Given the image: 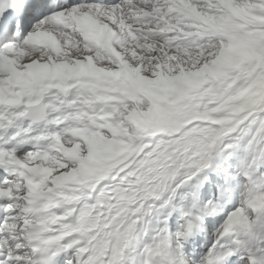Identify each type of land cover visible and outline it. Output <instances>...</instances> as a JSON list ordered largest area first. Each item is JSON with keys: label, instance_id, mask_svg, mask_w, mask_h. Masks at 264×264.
<instances>
[{"label": "rangeland", "instance_id": "374dc122", "mask_svg": "<svg viewBox=\"0 0 264 264\" xmlns=\"http://www.w3.org/2000/svg\"><path fill=\"white\" fill-rule=\"evenodd\" d=\"M181 1L188 5L193 14L182 9L178 0H123L121 5L127 8L128 14L115 21L121 40L110 46V49L117 50L112 53L86 51L84 48L74 52L70 41L61 42L59 38L57 40L63 46L60 48L55 44L58 47L53 49L55 56L46 47L40 49L41 53H35L42 54V57H37L44 64L38 63L36 58L34 60V56L23 55L20 59H14L16 57L10 53L0 52V72L1 59L11 56L12 63L20 68L30 66L32 69L35 67L36 71L47 62L57 65L68 62L72 67L66 71L73 72L71 78L74 79L75 73L80 72L79 64L84 68L88 64V69L95 73L92 76L78 75L74 83L76 91L70 95L62 92L66 100L62 99L60 93L57 94L59 99L54 98L55 93L49 95L46 103L50 107L52 127L60 124L59 121L56 123L57 116L63 118V123L51 134V139L39 135L45 134L44 131L37 134L38 140L55 144L52 151L44 152L46 160L41 162L35 159L38 153L32 144H29L32 149L26 154H18L16 159L26 170L25 174L35 173V184L38 182L36 188L29 186L27 179L16 170L11 171L14 176L4 183L5 188L2 186V189H11L12 200L8 201V211L0 225L1 237L8 247V250L4 249L5 242L0 238V264H11V261L25 264L30 253L24 238L25 229L30 225L43 228L48 235L46 251L60 247L67 251L64 247H68L79 232V229L73 228L75 224L79 225L76 217L80 205L91 204L102 187L118 185V180L124 178L127 185H132L131 189L134 186L140 203L135 206L131 203L133 198L129 196L114 207V211H127L116 227L106 229L108 231L105 230L102 235L106 239L104 246L108 244L105 247L111 256V264L119 259L123 264H133L138 259L145 261L144 264H168L167 249L178 259L181 258L180 237L184 213L176 210L175 201L167 194L165 184L168 182L169 187L172 184L174 189L177 187L178 195H190V203L194 207L198 204L199 212L206 213L212 203L216 204L215 210L218 212L212 214L215 219L208 221L207 234L211 238L209 240L205 236L209 240L206 248L233 234L234 242L232 240L229 244L233 246L234 264H249V233L253 232L258 245L256 252L264 259V0ZM126 22H131V25ZM217 30L225 31L239 40L219 35ZM126 32L133 33L134 39ZM27 50L30 48L27 47ZM89 56L93 59L92 67L87 59ZM223 59L226 65L220 67ZM96 75H109L118 80L122 76L130 88L116 86L109 90L97 87V83H91V78L98 79ZM192 75L202 78L201 83L189 79ZM0 77L4 76L1 74ZM199 89L202 92H196ZM8 104L10 113L2 116L15 120L25 133L32 130L28 124L18 121V116L25 112L24 108L21 110L18 105ZM68 123H73L70 130L69 126L65 128ZM209 130H215L217 136L202 149L197 140L205 143L206 139H196L195 133ZM220 136L221 141L214 144ZM55 142L58 143L57 147ZM204 156L209 162L194 177L192 173ZM91 160H96L100 179L90 186V193L80 196L78 205L67 209L70 204H65L67 207L63 205L58 210L52 207L55 204L49 199L46 201L48 205L43 206L39 213H30L31 197L35 198L38 194H55L56 197V183L62 179L75 183L72 177L82 175L85 163ZM2 161L0 163H4ZM154 183L158 186L152 188L151 184ZM225 186L231 187L232 191L222 199L220 192ZM162 194L165 196L162 197ZM58 197L61 198V195ZM164 197H167L166 202L162 199ZM50 210L56 213V223L62 224H56L58 228L52 231L42 220V214ZM256 210L260 212L258 218ZM59 211L61 214H58ZM147 214L146 226H143ZM164 216H167V220L175 216L170 225L175 241V246L171 248H166L159 237L161 234H158L162 221H165ZM256 221L259 225L254 229L252 224ZM86 224L81 220L80 230ZM69 236L71 239L68 242ZM239 245L243 247L238 255L236 251ZM194 251L195 247L190 246L184 260L190 258ZM74 255L66 254L64 263L78 264ZM204 257L198 264H203Z\"/></svg>", "mask_w": 264, "mask_h": 264}, {"label": "bare ground", "instance_id": "6f19581e", "mask_svg": "<svg viewBox=\"0 0 264 264\" xmlns=\"http://www.w3.org/2000/svg\"><path fill=\"white\" fill-rule=\"evenodd\" d=\"M180 1V0H179ZM223 6L225 4H222ZM181 6L182 8L184 9H189L184 3L181 2ZM227 6V5H225ZM133 7V6H132ZM230 10H232L229 6H227ZM124 8V7H123ZM127 9V8H125ZM111 11L113 13L112 17L116 19V16H125L126 14H128L126 12V10L124 9H120L119 7H111V8H103V7H94L92 8L91 10L88 9L87 11L86 10H77V9H74L69 12H65L63 13L62 15L59 14V15H56L55 17L56 18H59V17H62L65 16L63 19H64V26L63 27H59L55 24L54 22V19H51L50 23L48 25L46 24H43L40 26V28H43L38 32V31H35V33L33 32L32 34L28 35L26 37V39H24V42L21 46H17L15 45L13 42H5L3 47L0 48V52L4 49L6 50L7 52H14L15 54L12 55L16 58L14 59H17V58H22L23 57V54L24 56L27 55V56H34V60L35 58L37 59V61L39 60L37 56H41L39 54H35L37 52H40L43 47H46L45 46V43L44 41L46 40V37H47V31L48 29H50V32H51V36L49 37L50 39H55V38H59L61 39V42L62 41H65V42H71L72 43V51L74 52H80L83 50V48L86 50V51H90V50H95V51H99V49H97L89 40H88V29L89 27V24L86 23V25H82V19H86V17H89L91 18V15H89L91 12L94 13V15L96 14H103L104 12L106 11ZM233 12V11H232ZM89 13V14H87ZM233 14V13H232ZM94 15H92L94 17ZM234 15V14H233ZM127 16V15H126ZM235 16V15H234ZM239 16V15H238ZM236 17V16H235ZM55 18V19H56ZM123 18V17H122ZM238 18V17H237ZM240 18V17H239ZM238 18V19H239ZM125 20V19H124ZM122 20V21H124ZM138 20V19H137ZM101 22H103L102 24H106L107 26L110 27V23L107 22L106 20H100ZM126 21V20H125ZM124 21V22H125ZM128 25H131V22H126ZM124 24V23H123ZM35 25V24H34ZM185 25V24H184ZM127 26V25H126ZM144 27V26H143ZM45 28V29H44ZM46 32L45 34L43 33L44 31ZM214 29V28H213ZM63 30H67V34L65 35L63 33ZM151 30V29H150ZM115 31V30H114ZM218 31V30H217ZM65 35V36H64ZM128 35L133 38V33H128ZM215 35V34H214ZM126 36V35H125ZM128 36V37H129ZM49 39V40H50ZM65 39V40H63ZM129 39V38H128ZM134 39V38H133ZM239 39H237L238 41ZM125 41V40H124ZM129 41V40H128ZM57 43L58 40L56 41ZM131 42V41H130ZM112 44V43H111ZM55 45V44H54ZM133 45V44H132ZM58 46V45H57ZM55 46V47H57ZM63 44H60L59 43V47L62 48ZM138 46V45H137ZM27 47L30 48V50H27ZM3 48V49H2ZM58 48V47H57ZM64 48V47H63ZM111 47L109 45L107 46H104L102 48V51L103 52H106L108 51L109 53H112L113 50H116V49H110ZM46 49H49L51 54L54 55V46L50 45L49 47H46ZM133 49V48H132ZM16 50V51H15ZM32 50V51H31ZM119 50V49H118ZM117 51V50H116ZM57 52V51H56ZM41 53V52H40ZM92 53V52H91ZM103 54V53H102ZM10 55V54H9ZM90 55V54H89ZM118 55V54H117ZM228 55V54H227ZM226 55V56H227ZM55 56V55H54ZM71 56V55H70ZM11 56H8V57H5L4 56V59H1V62H2V69H1V72H0V76L2 74V76L4 77H0V78H3L2 82L0 83V98H2L0 100V159L4 160L5 159V162L4 163H0V173H10L11 171H17L16 173H19V175H22L23 177H25L27 179V182H28V185L33 187V188H36V183L35 184V173L32 174H25L26 170L24 169L23 166H21L18 161H17V156L18 154H26V152L29 151V147L26 146V144H32L34 149L37 150L36 152L38 153V156H35V159L36 160H42L41 162H44L46 160V157L44 156V152H50L52 151V146L55 145L54 142L49 145L47 143H45L43 140H38V135L39 132H43L45 134H39V135H45V138L46 136L47 137H51V134L52 133H55L58 129L59 126L62 125V117L61 116H57L58 118L56 119V123L59 121L60 124H56V125H53L52 127V121L53 120H50V124L49 126L47 127H43V128H33L32 130H30L32 133L29 134L28 131L27 133L23 132L21 127H20V124H17L15 122V120L11 119L9 116L7 117H3L2 115H4L6 112H8V115L10 113V110H9V104L10 105H18L19 108L22 110V108H25L27 106H29L30 104L32 103H35L37 100L39 99H44V101L48 100V97L49 95H51L52 93H55V99H59L60 97L57 96L58 93H60L59 95H61L63 98V100L67 99L66 97H64V94H62V92L64 91L66 94H71L74 90L76 91V79L78 77V75L80 76H83L84 74L85 75H88V76H92V74L94 73L93 70L91 69H88L90 67H88L89 65L87 64L86 65V68H84L83 66H81V64H79L78 66V70L80 72H77L75 73V79L74 78H71L73 76L72 73L73 72H68L66 71V69H69L72 67V65H70V67H66L65 65H62L61 63L59 65L57 64H51V63H46L45 65L47 66V68H45V65H42L41 68L38 69V67H36L38 69V71L34 70L35 67L30 68H27L28 70H25V69H22L20 68L17 64L16 65H12L13 67H15L17 70L19 71H25V73L22 75V78L17 80V81H12L10 79V75L9 74H6L4 72V69L6 68L7 65L9 64H12V60H13V57ZM42 57V56H41ZM46 57V56H45ZM19 58V59H20ZM55 58V57H54ZM61 58V57H60ZM30 59V58H28ZM47 59V58H46ZM89 60V64L91 66V63L93 62V59L90 58V56L87 58ZM54 60V59H53ZM83 60V59H82ZM36 61V62H37ZM41 61V62H40ZM14 62V61H13ZM30 62H31V59H30ZM85 62V61H84ZM227 62V61H226ZM38 63H41V64H44L42 60H39ZM54 63V62H53ZM14 64V63H13ZM84 63L82 62V65ZM220 67L221 65L224 66L226 65L225 63V60L223 59L220 63H219ZM44 67V68H43ZM92 67V66H91ZM58 68H61L63 69L61 74L60 75H57V72L56 70ZM73 68H75V65H73ZM86 69L85 71H82ZM34 72V74H33ZM68 73L70 75H68ZM220 73V72H219ZM95 74V73H94ZM215 75V74H214ZM79 76V77H80ZM97 76V80L91 78V83H97L98 86L97 87H102V88H107V89H113V87H129L130 88V85H128L122 78L121 76V80H118L112 76H109V75H105V76ZM193 76V75H192ZM70 78V79H68ZM95 78V77H94ZM218 78V77H217ZM80 79L82 80H85L83 77H81ZM189 79H191L192 81H194L195 83L198 82V83H201L202 81V78H199V77H196V76H193V77H190ZM183 81L186 82L185 78H182ZM160 81V80H159ZM173 81V80H172ZM78 82V81H77ZM81 83V82H80ZM79 83V84H80ZM159 83V82H158ZM83 84V83H82ZM87 84V83H86ZM23 85V86H22ZM89 85V84H87ZM26 86V87H24ZM81 86V85H80ZM91 86H93L91 84ZM155 86V85H154ZM159 86V85H158ZM4 87H7V89L5 90L6 92L3 91V88ZM24 87V88H22ZM89 87V86H88ZM206 87V86H205ZM144 88V87H143ZM163 88V87H162ZM176 88V86L174 87ZM172 89V88H171ZM116 90V89H115ZM165 90V89H164ZM176 90V89H175ZM198 91L199 92H202L201 89L199 90H196V92ZM110 92V91H109ZM174 92V90H173ZM168 93V92H167ZM170 94V93H169ZM184 96V95H182ZM190 96V94H189ZM187 96V97H189ZM192 96V95H191ZM177 97V96H176ZM70 98V96H69ZM149 98H151L149 96ZM172 98V97H171ZM168 97L169 100H173ZM54 99V101L56 102V100ZM72 99V98H71ZM82 101V100H81ZM173 102V101H172ZM177 103V102H176ZM56 104V103H55ZM59 104V102H58ZM7 105V106H6ZM54 105V104H53ZM57 105V104H56ZM189 105V104H188ZM51 106V105H50ZM174 106V105H173ZM54 107V106H53ZM52 107V108H53ZM57 108V107H55ZM9 110V111H8ZM11 110H13V108H11ZM12 112V111H11ZM58 113V112H56ZM60 114V113H59ZM61 115V114H60ZM67 115V114H66ZM14 117V116H13ZM21 114L18 116V119H20ZM66 117V116H65ZM68 117V116H67ZM69 118V117H68ZM70 120V119H69ZM181 120V119H180ZM21 122V121H19ZM58 122V123H59ZM65 122V120H64ZM184 123V122H183ZM73 123H68V124H65V128L68 127V129L70 130L71 128V125ZM76 124V123H75ZM27 125V124H26ZM10 127V129L8 130L7 127ZM183 126V125H182ZM83 127V126H82ZM60 128V127H59ZM62 130V129H61ZM176 130V129H175ZM179 129H177L178 131ZM7 131V132H6ZM59 131V130H58ZM176 131V132H177ZM186 131V130H185ZM4 132H6V134H4ZM197 132V131H196ZM186 133V132H185ZM29 134V135H28ZM34 134V137H36V139H34V137L32 138ZM62 134L64 136V131H62ZM66 134V133H65ZM37 135V136H35ZM55 135V134H54ZM60 135V133H59ZM124 135V134H123ZM184 135V134H183ZM216 131L215 130H209V131H206V132H197L195 133V138L196 139H199V140H205V143L204 142H199L197 140V143L200 147H202V149H204V146L207 147L209 144H210V141L213 140V138H216ZM54 137V136H53ZM65 137V136H64ZM67 137V136H66ZM81 137V136H80ZM222 136H220L218 138V140L216 141L215 144H217L219 141H221V138ZM60 138V137H59ZM68 138V137H67ZM173 138V137H172ZM12 139V140H11ZM51 139V138H50ZM53 139V138H52ZM72 139V138H71ZM48 140V139H47ZM56 140V139H55ZM132 140V139H131ZM36 141V142H34ZM52 141V140H50ZM59 142V140H58ZM56 143V147L58 145L57 142ZM179 145V144H178ZM59 147V146H58ZM176 147V146H174ZM9 150V152H5L4 150ZM32 149V148H31ZM122 149V148H121ZM206 150V149H205ZM173 151V150H172ZM73 152V151H72ZM106 152V151H105ZM179 153V152H178ZM185 153V152H184ZM202 153V152H201ZM205 153V152H204ZM207 153V152H206ZM126 154V153H125ZM227 154V153H226ZM10 155V156H9ZM196 155V154H195ZM199 155V154H198ZM163 156V155H162ZM184 156V155H183ZM45 158V159H44ZM80 158V157H79ZM203 158V157H202ZM95 159V158H94ZM194 159V158H193ZM114 160V159H113ZM152 161V160H151ZM150 161V162H151ZM158 161V160H157ZM201 162L199 164L196 165V169L194 170L195 172L192 173L193 176H197V172L200 171L202 168L205 169V166L207 165V162H209L208 158H204L202 160H200ZM25 162H28V161H25ZM110 162V161H109ZM96 163V160L95 162H92L89 161L87 163H85L84 165V172L82 173V175H76L74 177H72V179L75 178V183H73V180L69 181L67 179H62L60 180V182L56 183V186H55V191L54 193H56V197H55V194L51 195L50 197V200H52V202H54L55 205H53L52 207H56L58 210L62 209L61 207L63 205H67V204H70L68 205L69 207L67 209L70 208V206L72 205H78V202H79V198L80 196H84L86 195L87 193H90L89 190H90V186L93 184V182H96L97 180H99V172L97 170V164ZM169 162H167L168 164ZM158 164V163H157ZM112 165V164H111ZM110 165V166H111ZM156 165V163H155ZM178 165V164H177ZM44 166V165H43ZM108 166V165H107ZM130 166V165H129ZM194 166V165H193ZM6 167V168H4ZM157 167V166H156ZM104 168V166H103ZM102 168V169H103ZM175 168V167H174ZM180 168V167H179ZM5 169V170H4ZM4 170V171H3ZM6 170H8L7 172H5ZM112 170V169H111ZM29 171V170H28ZM113 171V170H112ZM136 171V170H135ZM152 171V170H151ZM157 171V170H156ZM205 170H203L204 172ZM190 172L188 171V174ZM253 174V173H252ZM251 174V176H252ZM176 175V174H175ZM250 175V174H249ZM250 176V177H251ZM109 177V176H108ZM192 177V175H191ZM190 177V178H191ZM40 178V177H39ZM136 178V177H135ZM178 178V177H177ZM184 178V177H183ZM252 178V177H251ZM41 179V178H40ZM138 179V178H137ZM155 179V178H154ZM37 180V179H36ZM87 182H86V181ZM149 180V179H148ZM171 180V179H170ZM4 181H6V179H3L1 178L0 179V207L3 208V209H6L7 208V204H8V201H10L12 199V194H11V189H2V186H4L3 188H5V185H4ZM78 181V182H76ZM83 181H85L86 183H84ZM104 181V180H103ZM8 182V181H7ZM40 182V181H39ZM98 182V181H97ZM147 182V181H146ZM176 182V181H175ZM190 182V181H189ZM122 183V184H121ZM143 183V182H142ZM157 183V182H156ZM163 184V183H162ZM152 188L157 187L154 184H151ZM257 184H255L256 186ZM103 186V185H102ZM132 186V185H131ZM131 186L130 184L127 185V181L126 179H122V180H118V185H114V186H111V187H107V186H104L100 189V191L98 192L99 194L97 196H95V199L94 201L91 203V204H87V203H84L82 205H80L81 207L79 208L78 210V215L76 217V220H78V223L79 225L76 226L75 224V228L74 229H79V232L76 234L75 238H73V241L72 243L69 242L70 239H71V236L67 237L68 238V242L70 243L69 245H67L68 247H64L67 249V251H63L61 249H58L55 254H62L61 255V258L64 259L65 255L67 254H71L72 256L74 254H76L77 256L76 257V260L78 261V264H111V256H109V252H107V249L105 246H108L104 244L106 243L105 240L102 238L103 236V233L106 229H111L112 227H114L115 225H118L120 222H121V219L125 216V211H127V209L122 212V211H117L115 210L114 211V207L117 205L118 202H120L123 198H129V196H131L133 198V200L131 201V203H134L135 206L139 205L140 203V200H138V197L136 195V191L135 189H131ZM149 186V185H148ZM259 186V185H258ZM138 187V186H137ZM165 187L167 188V194L171 196V200H174L175 201V208L177 211L179 212H182V213H186V218L190 221L193 217H196V216H200L199 215V211L197 208H199V205L198 204H195L196 208L194 206H192L193 204L190 203V195L186 196V195H183L180 194L178 195L176 192V188L174 189L173 188V184L169 187V182L165 184ZM164 188V187H163ZM164 188V192L165 189ZM181 188V187H180ZM174 189V190H173ZM92 190V189H91ZM139 190V189H138ZM137 190V192H138ZM163 190V189H162ZM160 191V190H159ZM196 191V190H195ZM161 192V191H160ZM223 191L221 190L220 192V196L221 198H223V195H222ZM139 194V193H137ZM165 194V193H163ZM162 194V197L165 196ZM166 194V195H167ZM185 194V193H184ZM191 194V193H190ZM58 195H61V198L58 197ZM182 195V196H181ZM263 199H264V194L262 195ZM36 198L33 197V199H31V204L32 206L34 207L35 206V203L38 201V200H42V204L43 205H48V203L44 202L45 199H42L41 197H39V195L35 196ZM72 197H76L75 198H72ZM122 197V198H121ZM149 197V196H148ZM88 198V197H87ZM146 198V197H145ZM83 199V198H82ZM165 202L167 201V197H164L162 198ZM138 200V201H137ZM146 200V199H145ZM144 200V201H145ZM163 201V202H164ZM51 202V201H50ZM81 202V201H80ZM137 202V203H135ZM162 202V201H161ZM171 202V201H170ZM192 202V201H191ZM52 204V203H51ZM65 205V206H66ZM134 206V207H135ZM172 206V205H171ZM32 207V208H33ZM67 207V206H66ZM123 207V206H122ZM143 207V206H142ZM145 207H148V206H145ZM215 207V204L212 203L210 207L207 208L206 210V213H210V211ZM64 208V207H63ZM132 208V207H131ZM153 208V207H152ZM13 209V208H12ZM11 209V210H12ZM130 210V208H129ZM175 210V211H176ZM133 211V210H132ZM143 211V210H141ZM257 213H256V217L258 218L259 217V210H256ZM129 212V211H128ZM218 212V211H217ZM216 212V213H217ZM58 214H61V211H59ZM145 215V214H144ZM43 216V223L44 225H46L48 227L49 230H53L56 228V224L58 226H61L62 224H58L56 223V213H54L53 210H50L49 212H46L45 214H42ZM148 214L146 215V217L143 219L144 220V225L143 226H146V218H147ZM189 216H192V217H189ZM206 215H204L205 217ZM55 218V219H53ZM141 219V218H140ZM81 220H83L84 222H86L87 224L83 227L82 230H80V225H81ZM124 220V219H123ZM4 221V220H3ZM71 221V220H70ZM64 222V221H63ZM125 222V221H124ZM60 223V222H59ZM72 223V222H71ZM69 223V225H73ZM127 223V222H125ZM64 224V223H63ZM254 226V229H256L258 222L256 221L254 224H252ZM65 225H63L62 227H64ZM246 226H251L249 224H247ZM67 227V226H66ZM70 227V226H68ZM116 227V226H115ZM58 228V227H57ZM56 228V229H57ZM65 228V227H64ZM67 229V228H66ZM67 230H70V229H67ZM43 231V230H41ZM39 231V232H41ZM108 231V230H106ZM70 232H73L72 230ZM230 232V231H229ZM231 233V232H230ZM73 234V233H72ZM249 238L250 241H251V244H250V259L248 261V263L250 262V264H264V259L260 256L257 255L256 253V250H257V246L256 245V242L254 240V233L252 232L249 233ZM66 235V234H65ZM105 235V234H104ZM3 236V235H2ZM30 236H35V237H39V235H37L36 233L33 232H30ZM55 236V235H54ZM107 236V235H105ZM42 237V236H40ZM227 237V236H226ZM65 238V237H64ZM66 238V239H67ZM224 238V237H223ZM235 238V235L232 234V236L230 238H227L225 240H221L220 242H218L216 245H214V249H213V254L211 255V258H210V261L209 263H212L214 261H217V260H221V258H226L227 256H229L230 254H233L234 253V250L232 249V245L229 244L230 241L233 240L234 242V239ZM49 238L46 236H43V241L45 240H48ZM124 239V238H123ZM5 240V239H4ZM183 242V239H181ZM228 240V242H227ZM3 241V240H2ZM105 242V243H104ZM174 244V242H173ZM242 247L241 245L237 246V251L238 252V255L241 253L242 251ZM74 248H76V250H73ZM6 250H8V247L6 246V241H5V248ZM34 249L37 251L40 249V247L38 245H36L34 247ZM188 247L187 245L186 246H183L181 248V255H184L187 251ZM201 249V247H200ZM104 255V256H103ZM207 256L209 255V253L206 254ZM57 257H55L56 259ZM71 262V261H70ZM25 263L27 264H32L30 262V259L28 258L27 260H25ZM11 264H16V261H11ZM64 264H69V263H64ZM71 264V263H70ZM75 264V263H74ZM113 264H122L120 262V259L117 260V262L113 263ZM133 264H135V262H133ZM230 264H234V261H231Z\"/></svg>", "mask_w": 264, "mask_h": 264}, {"label": "water", "instance_id": "95a60500", "mask_svg": "<svg viewBox=\"0 0 264 264\" xmlns=\"http://www.w3.org/2000/svg\"><path fill=\"white\" fill-rule=\"evenodd\" d=\"M48 107L41 101L37 105L27 107L25 115L20 117L23 121H29L31 126H42L48 123Z\"/></svg>", "mask_w": 264, "mask_h": 264}]
</instances>
